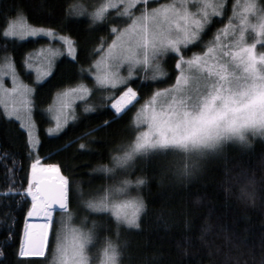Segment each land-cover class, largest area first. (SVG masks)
<instances>
[{
    "label": "snow or ice",
    "instance_id": "snow-or-ice-1",
    "mask_svg": "<svg viewBox=\"0 0 264 264\" xmlns=\"http://www.w3.org/2000/svg\"><path fill=\"white\" fill-rule=\"evenodd\" d=\"M68 7L73 11L80 9L81 5L71 0ZM90 16L93 25L100 22L101 27L108 31V35L102 37L92 50L90 58L83 62L87 68L80 69L86 78L93 79V86L89 88L81 79L75 84L69 83L58 93L55 97L59 105L56 122L54 127L47 129L48 133L63 131L70 115L75 119L71 113L64 112L70 98L81 100L86 113L93 112L84 94L94 93L105 86L117 89L119 95L113 94V102L109 105L110 110L117 114L115 119L139 102V88L147 86L143 83L138 85L134 78L140 69L150 68L153 81L167 77L161 60L171 56L175 59L176 73L174 85L158 89L139 109L136 123L146 125V129H138L135 141L128 148L115 151L112 167L99 165L94 171L115 174L116 168H131L137 154L159 155L178 151L186 160L191 159V164L185 163L181 170L182 175H188L196 167L195 157L210 154L206 151L210 146H223L237 140L248 143L250 136L264 138V50L257 52L258 44L264 48V0H245L243 3L241 0H105ZM217 23L222 27L213 32ZM0 29L6 40L9 37L23 40L38 35L56 37L63 41L68 57L79 60L76 41L66 35L57 36L55 29L32 25L27 21L23 7H17L14 15L5 18ZM210 32L213 35L206 41ZM249 32L254 34L251 42L246 39ZM196 48L201 50L192 51ZM58 55L60 51L56 48L47 52L35 51L34 58L44 59L48 65L41 76L51 75L54 58ZM30 58H33V53L26 54L23 61L29 68L32 66ZM121 65H126V75L121 74ZM190 74H194L197 81L195 89L183 87L189 84ZM9 75L12 78L10 88L5 86L4 79ZM37 80H40L39 76ZM33 92L32 87L18 82L16 64L5 51L0 60V102L4 104L5 115L25 121L20 127L26 130L29 145L39 143L34 135ZM5 97H12L14 102L9 105ZM160 98H163L162 102L157 106L154 102ZM110 122L105 120L103 125ZM85 146L80 144V148ZM27 156L30 161L27 186L21 184L17 189L15 180H12L8 190L2 194L8 197L24 192L30 197L27 217L42 216L43 222L35 225L25 223L18 255L43 256L51 244L54 245L57 264H91L89 245L98 238L95 221L89 227L88 216H85L82 226L75 230L77 235L71 250L64 235V228L72 220V177L64 175L60 165L42 163L41 157H33L31 147ZM0 164L5 171L12 165L11 170L15 173L14 157L9 159L5 155ZM143 183L141 177L133 181L126 176L119 182L112 198L107 194L112 191L111 187L99 196L88 193L85 198V194L80 193L86 209L91 213L109 212L117 224V239L104 238L101 264H120V225L139 228L143 199L137 195L121 201L118 197L125 186L135 184L139 187ZM57 210L65 214L61 216L59 230L53 215ZM8 235L11 236L10 231Z\"/></svg>",
    "mask_w": 264,
    "mask_h": 264
},
{
    "label": "trees",
    "instance_id": "trees-1",
    "mask_svg": "<svg viewBox=\"0 0 264 264\" xmlns=\"http://www.w3.org/2000/svg\"><path fill=\"white\" fill-rule=\"evenodd\" d=\"M85 1L75 0L80 5ZM70 2L0 0V24L14 15L17 7H23L29 23L69 36L77 42L79 51L78 61L61 53L54 61L51 75L38 83L35 74L23 61L26 54L45 48L48 39L23 41L9 37L6 40L0 29V60L6 51L13 58L21 78L34 89L33 117L39 141L35 146L29 145L26 130L15 118L4 114L5 108L0 102V160L5 155L9 159L14 157L16 169L13 173L12 165H9V170L5 171L0 164V264L57 262L54 245L51 244L43 256L18 255L25 223L39 224L43 218L27 217L30 197L24 192L21 191L19 196L2 194L8 190L12 180H15L17 189L21 184L27 186L30 177L29 147L33 157H41L42 163L60 165L62 173L72 177L73 222H69L79 229L85 216H88L89 227L95 221L98 238L89 245L93 260L102 254L105 237L117 239V224L109 212L91 213L86 209L80 193L83 192L85 198L88 193L99 196L111 187L112 191L107 194L112 198L119 182L127 176L133 181L141 177L144 183L139 187L135 184L125 186L118 199L138 195L143 199L144 209L138 220L139 228L119 226L120 264H264V138L250 136L248 143L227 142L219 151L197 156L196 167L191 169L190 175H182L181 170L185 163L191 164V159L186 160L178 151L159 155L137 154L131 168H116L115 174L94 171L99 165L112 167L115 151L128 148L135 141L138 129H146V125L136 123L137 108L155 90L165 89L166 82L175 83L173 64L169 66V77L157 78L155 83L143 82L144 69H140L134 78L138 85L143 83L147 86L139 88L138 105L129 108L119 118L114 119L117 114L109 108L113 94L118 96L119 92L105 86L87 96L93 112L86 113L82 101L78 100L73 109L75 119L69 121L60 133L47 132L53 123L50 107L66 85L83 79L92 88L93 79L86 78L80 69L87 68L83 62L90 58L100 39L108 35L100 22L91 23L89 13L81 14L77 11L79 9L70 11ZM220 27L221 24H215L213 32ZM92 28L97 30L92 31ZM212 35L210 32L206 41ZM54 45L63 48V44L57 41ZM201 48L192 51L198 52ZM258 48L264 50L260 46ZM163 70L168 72L165 68ZM105 120L111 122L104 126ZM82 143L85 148H80ZM62 215L65 214L61 211L55 212L58 230L61 229ZM64 229L69 230L68 223Z\"/></svg>",
    "mask_w": 264,
    "mask_h": 264
},
{
    "label": "rangeland",
    "instance_id": "rangeland-1",
    "mask_svg": "<svg viewBox=\"0 0 264 264\" xmlns=\"http://www.w3.org/2000/svg\"><path fill=\"white\" fill-rule=\"evenodd\" d=\"M105 2V0H87V1H85V3L83 4V5H81V8L79 9V10H77L79 13H81V14H87V13H89V15L88 16H90V13L96 8V7H98L101 3H104ZM243 2H245V0H242L241 1V3H243ZM91 17V16H90ZM35 26V25H34ZM254 34L253 33H251V32H249L248 33V36L246 37V39H248V41L249 42H251V40H250V37H252ZM57 36H59L58 34H57ZM37 38H45L43 35H38L37 37H25L24 39H23V41L24 40H28V39H37ZM17 39H19L18 37H17ZM46 39H48V45H46V47L45 48H42V49H39V50H37V51H40V50H43L44 52H47V50L48 49H50V48H56V49H59V51H60V54L62 53H64V54H67V50H66V46L63 44V41H61V40H59V39H57L56 37H49V38H46ZM20 40V39H19ZM54 41H57V42H59V43H61V44H63V48L62 47H56L57 45H54ZM258 47H259V44H258ZM257 47V52H259V51H261L259 48ZM34 55H35V53H33V58H30L29 59V63L32 65L30 68L29 67H27V69L29 70V71H31V72H33L34 74H35V78H36V81H38L37 80V77L39 76L40 77V80L38 81V83H41V82H43L48 76H46V77H44V76H41V73L43 72V71H45V70H47V67H48V65H47V61L46 60H44V59H35L34 58ZM59 56V55H58ZM58 56H56L55 58H54V61H55V59L58 57ZM174 65V67H175V59L173 58V57H171V56H169V57H167V58H165V59H162L161 60V66H162V68H165L168 72H167V74H168V76L166 77V79L169 77V75H170V71H169V66H171V65ZM259 67H260V65H259V63L257 64V68L259 69ZM126 71H127V69H126V65H121V68H120V72H121V74L122 75H126ZM16 73H17V77H18V82H21V83H23V84H26V85H28L25 81H24V79H22L21 78V76L19 75V73L17 72V70H16ZM143 82H145V83H148V82H153V83H155L153 80H151V69L150 68H147V69H144V72H143ZM164 78V77H163ZM4 79H5V86L6 87H12V78H11V75H9V76H6V77H4ZM158 79H160V78H158ZM157 79V80H158ZM172 85H174V82H172V83H170V82H166L165 84H164V88L165 89H167V88H170ZM30 86V85H29ZM30 87H32V86H30ZM106 87H110V86H106ZM183 87H185V88H188V89H195L196 87H197V81H196V79H195V76H194V74H190V81H189V84H187V85H183ZM33 88V87H32ZM157 90H155V92H156ZM33 94H34V92H33ZM84 95H86V96H88V94H84ZM153 95V94H152ZM152 95L147 99L146 98V100H144L142 103H141V106L142 105H144L147 101H149V99L152 97ZM7 102H8V104L9 105H11L13 102H14V100H13V98L12 97H5L4 98ZM162 99L163 98H160V99H158L157 101H155L154 103L157 105V106H159V104L162 102ZM79 99H69V101H68V107H66L65 109H64V112L65 113H71L72 115H73V109H74V105H75V103L78 101ZM139 103V102H138ZM138 103H135L134 104V106H136V105H138ZM3 106H4V104H3ZM141 106L139 105L138 106V108H137V110H139L140 108H141ZM58 107H59V105H58V103L56 102V101H54L53 102V104L51 105V107H50V110H49V114H50V117H51V119H52V127H54L55 126V122H56V120H55V117L57 116V110H58ZM131 107H133V106H131ZM130 107V108H131ZM5 108V107H4ZM124 113V112H123ZM11 117H13V118H15L14 116H11ZM32 118H33V121H34V117H33V109H32ZM62 119H63V117H61ZM16 119V118H15ZM72 120V116L70 115L69 116V119H68V121H67V123L69 122V121H71ZM20 123H24L25 121H19ZM34 123H35V121H34ZM36 125H35V130H34V135L37 137V131H36ZM52 134H54V133H52ZM36 144H34L33 146H35ZM126 199H128V198H126ZM121 201H123V200H121ZM141 214V213H140ZM54 217H55V212H54ZM32 219H36V218H39V219H41L42 220V216H40V217H31ZM72 222H73V220H71ZM72 222H68V229L69 230H66L65 231V229H64V235L67 237V239H66V243L68 244V246H69V250H71V245H72V243H73V241H74V238H75V236L77 235V233L75 232L74 233V231L76 230V229H78V228H76V227H74L75 225H73L72 224ZM32 224V223H31ZM102 255V254H101ZM101 255H99L95 260H93L92 258H94L93 256H91V253L90 252H88V256H89V259H90V261H91V264H101V260L103 259V256H101ZM56 264H57V262H56Z\"/></svg>",
    "mask_w": 264,
    "mask_h": 264
},
{
    "label": "clouds",
    "instance_id": "clouds-1",
    "mask_svg": "<svg viewBox=\"0 0 264 264\" xmlns=\"http://www.w3.org/2000/svg\"><path fill=\"white\" fill-rule=\"evenodd\" d=\"M238 141V140H237ZM222 145H220V144H216V145H214V146H210L208 149H206V151L207 152H209V153H211V152H215V151H217V150H219V148L221 147ZM191 174V172L188 174V175H190Z\"/></svg>",
    "mask_w": 264,
    "mask_h": 264
},
{
    "label": "water",
    "instance_id": "water-1",
    "mask_svg": "<svg viewBox=\"0 0 264 264\" xmlns=\"http://www.w3.org/2000/svg\"><path fill=\"white\" fill-rule=\"evenodd\" d=\"M57 208H58V206H57ZM57 211H59V210H57ZM23 242V241H22Z\"/></svg>",
    "mask_w": 264,
    "mask_h": 264
}]
</instances>
